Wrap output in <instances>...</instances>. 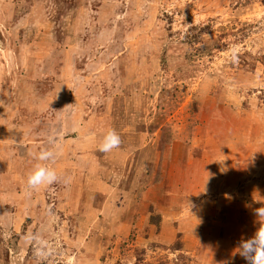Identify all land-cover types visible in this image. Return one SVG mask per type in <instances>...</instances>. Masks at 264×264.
Here are the masks:
<instances>
[{
    "label": "rangeland",
    "instance_id": "rangeland-1",
    "mask_svg": "<svg viewBox=\"0 0 264 264\" xmlns=\"http://www.w3.org/2000/svg\"><path fill=\"white\" fill-rule=\"evenodd\" d=\"M261 207L264 0H0V264H248Z\"/></svg>",
    "mask_w": 264,
    "mask_h": 264
},
{
    "label": "clouds",
    "instance_id": "clouds-1",
    "mask_svg": "<svg viewBox=\"0 0 264 264\" xmlns=\"http://www.w3.org/2000/svg\"><path fill=\"white\" fill-rule=\"evenodd\" d=\"M59 133H53V137ZM49 137V143H55L54 138ZM121 137L115 130H109L104 136L99 150L102 153H109L120 147ZM57 153L53 149H43L36 156L39 161L50 162L48 164H37L33 172L27 177V187L30 190H38L42 186L52 185L59 181V177L51 163L55 162ZM255 216L260 224L254 235L239 242L238 253L248 264H264V207L255 210Z\"/></svg>",
    "mask_w": 264,
    "mask_h": 264
},
{
    "label": "crops",
    "instance_id": "crops-1",
    "mask_svg": "<svg viewBox=\"0 0 264 264\" xmlns=\"http://www.w3.org/2000/svg\"><path fill=\"white\" fill-rule=\"evenodd\" d=\"M73 70V69H72ZM72 72V71H71ZM73 74L75 75V69L73 70Z\"/></svg>",
    "mask_w": 264,
    "mask_h": 264
},
{
    "label": "trees",
    "instance_id": "trees-1",
    "mask_svg": "<svg viewBox=\"0 0 264 264\" xmlns=\"http://www.w3.org/2000/svg\"><path fill=\"white\" fill-rule=\"evenodd\" d=\"M153 218H155V217H153Z\"/></svg>",
    "mask_w": 264,
    "mask_h": 264
}]
</instances>
